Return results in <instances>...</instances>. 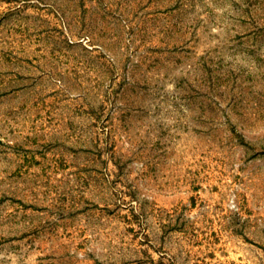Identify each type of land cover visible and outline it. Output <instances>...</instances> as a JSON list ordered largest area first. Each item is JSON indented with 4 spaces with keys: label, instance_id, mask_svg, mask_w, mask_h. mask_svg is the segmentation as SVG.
<instances>
[{
    "label": "rangeland",
    "instance_id": "obj_1",
    "mask_svg": "<svg viewBox=\"0 0 264 264\" xmlns=\"http://www.w3.org/2000/svg\"><path fill=\"white\" fill-rule=\"evenodd\" d=\"M0 264H264V0H0Z\"/></svg>",
    "mask_w": 264,
    "mask_h": 264
}]
</instances>
